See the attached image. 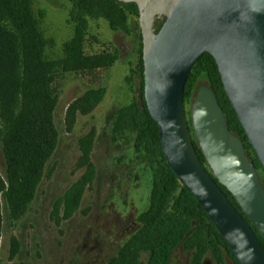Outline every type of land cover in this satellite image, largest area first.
I'll return each mask as SVG.
<instances>
[{"label": "trees", "instance_id": "trees-1", "mask_svg": "<svg viewBox=\"0 0 264 264\" xmlns=\"http://www.w3.org/2000/svg\"><path fill=\"white\" fill-rule=\"evenodd\" d=\"M70 18L76 23L77 43L88 28V20H106L112 30L130 34L131 20H139L135 3L118 0H71ZM160 22L158 31L162 27ZM138 63L133 76L138 77L137 96L129 105L114 112L112 134L115 140L134 138L137 159L150 170L151 189L148 207L139 214L138 230L119 248L107 264H173L178 248L191 255L190 264H203L211 258L215 264H239L223 236L215 227L195 196L180 182L168 165L162 151L158 124L152 119L144 99L143 40L140 31ZM118 52L73 57L79 71L109 69L119 60ZM60 62L42 58L38 31L34 22L32 0H0V141L7 166L6 178L0 177V239L2 234V198L10 218L22 219L28 212L41 184L45 168L53 156L58 132L54 123L57 98L52 89L53 74ZM128 78V81H131ZM208 85L214 92L226 117L230 131L239 136L253 161L262 183L264 169L250 145L222 82L216 60L205 53L193 67L184 92V106L191 104L197 88ZM142 96V106L138 102ZM105 89H93L75 99L66 112L67 131L72 132L78 115L92 113L103 101ZM190 128V127H189ZM191 138L197 155L220 189L243 214L234 196L214 177L192 125ZM96 132L91 130L79 141L81 156L78 167L85 169L54 206L57 224L71 219L79 210L87 188L96 180V166L91 160ZM264 248V239L257 229ZM20 252L16 237L11 240L10 258ZM146 255L143 261L142 257ZM22 264V263H20Z\"/></svg>", "mask_w": 264, "mask_h": 264}, {"label": "water", "instance_id": "water-1", "mask_svg": "<svg viewBox=\"0 0 264 264\" xmlns=\"http://www.w3.org/2000/svg\"><path fill=\"white\" fill-rule=\"evenodd\" d=\"M118 1L139 8L144 99L158 124L168 165L204 208L239 264H264V248L251 226L264 239V184L243 140L230 131L212 89L200 85L192 99L195 136L214 177L251 224L200 161L184 107L189 75L208 53L217 62L225 92L264 169V0ZM142 101L138 94L141 106Z\"/></svg>", "mask_w": 264, "mask_h": 264}, {"label": "rangeland", "instance_id": "rangeland-1", "mask_svg": "<svg viewBox=\"0 0 264 264\" xmlns=\"http://www.w3.org/2000/svg\"><path fill=\"white\" fill-rule=\"evenodd\" d=\"M72 8L71 0H32L42 58L45 62L61 63L52 80L57 98L54 123L58 141L27 214L13 221L4 198L1 200L0 264H107L138 230V216L149 205L150 170L137 159L134 138L115 140L112 134L114 112L132 103L138 92V77L133 76V70L141 43L139 20L132 18L130 34L112 30L106 20H88V28L77 43L76 23L70 18ZM104 52L119 53L113 67L90 72L76 69L73 57L77 54L91 56ZM100 88L106 90L102 103L92 113L78 115L73 131L68 132V106L87 91ZM184 107L192 128V103ZM91 130L96 132L91 156L96 180L87 188L74 216L58 225L54 206L85 172L78 167L79 141ZM6 176L0 141V177ZM13 237L20 243V252L12 260ZM145 259L143 255L142 260ZM190 261L191 255L181 247L175 251L173 264Z\"/></svg>", "mask_w": 264, "mask_h": 264}, {"label": "flooded vegetation", "instance_id": "flooded-vegetation-1", "mask_svg": "<svg viewBox=\"0 0 264 264\" xmlns=\"http://www.w3.org/2000/svg\"><path fill=\"white\" fill-rule=\"evenodd\" d=\"M206 259H209V260H211V258H209V257H208V258H206ZM206 259H205V260H206ZM205 260H204V261H205ZM211 261H212V260H211ZM229 263H230V262H229Z\"/></svg>", "mask_w": 264, "mask_h": 264}]
</instances>
